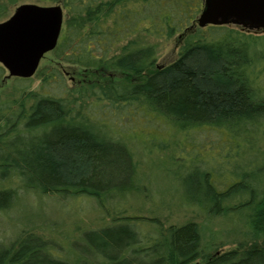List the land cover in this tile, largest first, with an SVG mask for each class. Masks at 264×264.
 Returning a JSON list of instances; mask_svg holds the SVG:
<instances>
[{
    "label": "trees",
    "instance_id": "1",
    "mask_svg": "<svg viewBox=\"0 0 264 264\" xmlns=\"http://www.w3.org/2000/svg\"><path fill=\"white\" fill-rule=\"evenodd\" d=\"M38 1L61 5L64 21L32 76L39 86L14 77L0 96V211L19 190L86 197L101 208L144 194L130 143L106 122L113 115L133 124L123 114L129 107L182 131L223 128L233 144L218 171L183 154L171 163L181 175L201 174L196 190L178 194L192 220L155 224L149 235L136 216L116 213L83 230L64 257L40 233L23 231L0 243V264H264V155L252 140L264 133V34L198 27L204 0ZM17 2L0 0V17ZM149 38L176 40V56L158 64ZM71 72L78 80L67 85ZM6 74L0 64V84ZM221 170L231 177L225 187Z\"/></svg>",
    "mask_w": 264,
    "mask_h": 264
},
{
    "label": "rangeland",
    "instance_id": "2",
    "mask_svg": "<svg viewBox=\"0 0 264 264\" xmlns=\"http://www.w3.org/2000/svg\"><path fill=\"white\" fill-rule=\"evenodd\" d=\"M24 3L52 5L50 2L38 0H18L16 4L5 3V11L1 14L0 21L8 19L15 8ZM256 33L263 35L264 31ZM146 40L156 45L157 62L160 65L169 63L177 54L176 40L150 38ZM44 56L39 66L46 63L49 58L48 53ZM72 73L66 77L67 85L78 80L77 74ZM32 78L31 86L37 88L40 80L35 76ZM11 84L12 78L3 80L0 84V96L5 91H9ZM124 112V116L128 115L136 122L133 124L129 123L130 120H126L125 123L117 122L113 115L108 116L111 120L108 119L106 122L108 126L115 128L116 134L120 137L125 136L130 143L129 148L134 153L138 161L139 173L144 178L143 184L140 185L149 191L144 190V194L137 198H127L125 203L114 202L106 208H101L94 200L86 197L39 195L32 191L19 190V197L14 205L10 209L0 211V243L7 244L16 239L21 232L33 230L47 238L54 252L64 257L70 253L73 240L83 230L110 224L116 213L136 216L140 231L149 235L153 234L155 224L161 223L167 226L193 219V214L185 207L184 201L178 197V194L180 196L182 192L184 193L183 190L188 188L196 190V182H199L201 174L187 175L185 172L181 175L182 173L176 171L178 166H173L171 163L179 162L175 158L183 154L191 159L197 157L192 159L197 165L216 167L218 171L221 165L228 163L221 157L225 149L233 144L231 136L223 128L207 126L182 131L172 127L162 116L154 113H150L149 116L139 114L137 111H132L131 107L124 109ZM130 113L135 114L131 116ZM256 132H252L255 149L257 153L264 155V133ZM240 158L244 157L241 155ZM209 159L210 163L207 164L206 161ZM190 162L191 160L187 163ZM192 165L188 164L189 168ZM222 173L223 170L221 175ZM222 176H224L221 177L222 182L219 183L225 187L230 183L231 177ZM119 184H127V181L122 180ZM227 248L231 246H226L222 250Z\"/></svg>",
    "mask_w": 264,
    "mask_h": 264
},
{
    "label": "water",
    "instance_id": "3",
    "mask_svg": "<svg viewBox=\"0 0 264 264\" xmlns=\"http://www.w3.org/2000/svg\"><path fill=\"white\" fill-rule=\"evenodd\" d=\"M61 5L24 3L0 22V64L6 78H30L41 59L52 51L63 26ZM200 28L236 25L248 31H264V0H204L197 17Z\"/></svg>",
    "mask_w": 264,
    "mask_h": 264
}]
</instances>
